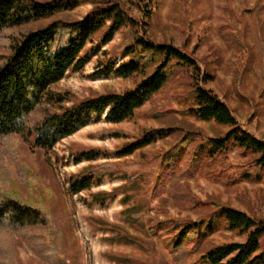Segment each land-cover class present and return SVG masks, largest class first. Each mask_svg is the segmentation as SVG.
I'll return each mask as SVG.
<instances>
[{"label":"rangeland","instance_id":"obj_1","mask_svg":"<svg viewBox=\"0 0 264 264\" xmlns=\"http://www.w3.org/2000/svg\"><path fill=\"white\" fill-rule=\"evenodd\" d=\"M121 1L130 17L144 21L140 34L192 55L212 75L205 86L229 105L244 129L264 140V0ZM91 7L82 0L72 16L82 17ZM143 9L153 12L149 21ZM126 30L101 48L115 57L116 67L127 60L119 48ZM18 35L11 28L0 32V64ZM97 61L98 56H91L83 70L66 72L52 90L68 91L82 100L135 86L138 78L98 73ZM185 93V85L173 79L133 119L111 124L106 112L94 114L51 150L32 146L31 128L45 117L46 104L30 115L24 135L0 136V193L10 190L31 200L43 207L46 218L21 230L0 229V264H176L166 239L149 236V227L163 222L161 229L168 228L166 220H197L221 205L264 221V170L239 147L232 146L215 162L201 159L187 176L180 175L189 166L197 140L226 131L187 114ZM166 126H176V134L132 155L116 154L145 131ZM187 133L185 137L195 142L183 145L169 165L163 158ZM85 155L95 159L89 161ZM167 167L178 174L172 181L163 178L156 192L157 178ZM85 172L103 176L93 177L89 190L75 193L71 181ZM98 192L110 196L95 201L92 194ZM209 239L214 246L244 242L246 237L220 225Z\"/></svg>","mask_w":264,"mask_h":264},{"label":"trees","instance_id":"obj_2","mask_svg":"<svg viewBox=\"0 0 264 264\" xmlns=\"http://www.w3.org/2000/svg\"><path fill=\"white\" fill-rule=\"evenodd\" d=\"M81 1L0 0V32L11 28L19 34L11 53L0 64V136L24 135L30 115L46 104L45 117L31 128V134H35L32 146L51 150L87 125L94 114L106 112V120L111 124L133 119L138 109L159 96L174 79L185 85L182 103L187 114L226 128L221 135L196 141L189 169L186 167L185 173L180 175L187 176L192 165L201 159L215 162L232 146L249 154L253 165L264 170V140L244 129L229 105L205 86L212 75L204 71L192 55L173 44L157 42L146 33L140 34L138 27L144 21L140 24L130 17L121 0H86L92 5L90 11L82 17L72 16ZM146 11L149 21L153 12L143 9ZM126 28L119 48L127 60L116 67L115 57H108L101 48ZM91 56H98V73L138 78L135 86L124 92L94 94L82 100L75 99L68 91L52 90L66 72L83 70ZM69 102L71 105L67 104ZM166 109L171 110L169 106ZM176 132V126L147 130L117 149L116 154L118 157L132 155ZM186 135L190 134H185L177 142L179 145L163 158L169 165L183 145L190 140L195 142L194 137ZM85 157L89 161L95 159ZM164 169L157 178L156 192L163 178L172 181L178 174L171 167ZM102 176V172L82 173L71 181V189L75 193L89 190L93 177L101 179ZM92 195L95 201H104L110 196L106 192ZM43 212V207L15 192L0 193V229L11 226L21 230L44 223ZM137 214L139 212L134 215ZM162 223L147 231H150L149 236L160 235L166 239L176 264H186L195 256L193 264H264V221L230 206H217L197 220H166L165 224L170 226L165 229H161ZM220 225L244 235L245 241L212 246L209 238Z\"/></svg>","mask_w":264,"mask_h":264}]
</instances>
